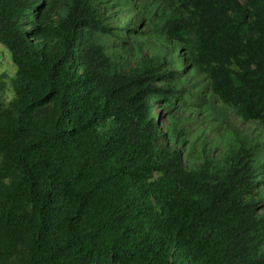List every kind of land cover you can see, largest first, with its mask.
<instances>
[{
	"label": "trees",
	"instance_id": "obj_1",
	"mask_svg": "<svg viewBox=\"0 0 264 264\" xmlns=\"http://www.w3.org/2000/svg\"><path fill=\"white\" fill-rule=\"evenodd\" d=\"M0 45V264H264V0H0Z\"/></svg>",
	"mask_w": 264,
	"mask_h": 264
},
{
	"label": "rangeland",
	"instance_id": "obj_2",
	"mask_svg": "<svg viewBox=\"0 0 264 264\" xmlns=\"http://www.w3.org/2000/svg\"><path fill=\"white\" fill-rule=\"evenodd\" d=\"M0 74L2 76V88L0 90V123L5 117H13L16 115V104L17 98L15 95L14 89V81L16 75V68L13 66L11 62L10 53L0 45ZM176 111L175 115L178 114ZM162 112L158 110L155 111V117L159 118L160 125L162 126V131L165 132V127L167 126V120L165 115H161ZM165 114V113H164ZM179 116L182 119H187L190 116V112L180 113ZM51 118V109L47 108L41 112H39L33 119V123L35 125H47L50 123ZM178 118V116H176ZM228 120L233 124L235 128L239 131H253V127H250L244 124L240 119L235 117L232 114L228 115ZM202 122V126L199 125L201 129L207 128V123L203 118L199 119ZM190 130L197 128L198 125L192 122L186 124ZM225 126V125H223ZM254 136H258L259 139H263V135L261 130H256V134ZM215 138L213 134H209L205 139L204 143H208ZM212 149V148H211ZM217 152H213L210 150V155L215 156ZM186 164V160L184 159V165ZM199 165V162L196 163V166ZM2 166V159H0V167ZM15 264H18L17 260H14Z\"/></svg>",
	"mask_w": 264,
	"mask_h": 264
}]
</instances>
